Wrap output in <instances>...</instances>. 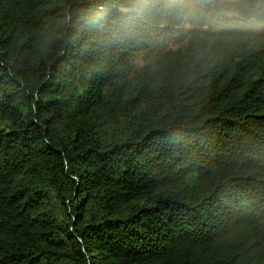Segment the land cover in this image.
Listing matches in <instances>:
<instances>
[{"label":"trees","instance_id":"obj_1","mask_svg":"<svg viewBox=\"0 0 264 264\" xmlns=\"http://www.w3.org/2000/svg\"><path fill=\"white\" fill-rule=\"evenodd\" d=\"M0 110V264H264V0H0Z\"/></svg>","mask_w":264,"mask_h":264},{"label":"rangeland","instance_id":"obj_2","mask_svg":"<svg viewBox=\"0 0 264 264\" xmlns=\"http://www.w3.org/2000/svg\"><path fill=\"white\" fill-rule=\"evenodd\" d=\"M228 17L234 18L236 16L233 13L227 14ZM143 62H136L134 65V71L133 72H138L140 68L142 67ZM134 74L132 75V77ZM110 88L105 89V94L110 92ZM8 125V120L4 116L3 112L0 110V129L3 128L4 126ZM122 135V130L117 126V125H107L106 127H97L93 128L91 132V136H95L99 138V140L102 143H108L112 140L119 139V137ZM57 182L54 184H50V188L48 190L52 194V202H53V211H54V216L57 218L58 221L60 222H67L69 217L68 215L65 214L64 208L65 206L68 207L70 204L67 201L68 196L65 197V205L61 204L57 197H56V190L57 187L56 185L58 182L61 180L60 177H56ZM70 180L72 181V178H69V184H71ZM52 185V186H51ZM69 189V188H68ZM101 207L98 205V200L95 198H90L89 202L87 203L85 207V219L89 220L91 218H99L101 216Z\"/></svg>","mask_w":264,"mask_h":264}]
</instances>
